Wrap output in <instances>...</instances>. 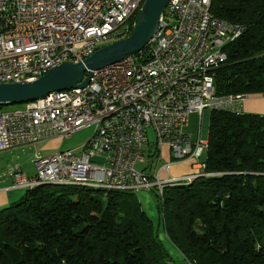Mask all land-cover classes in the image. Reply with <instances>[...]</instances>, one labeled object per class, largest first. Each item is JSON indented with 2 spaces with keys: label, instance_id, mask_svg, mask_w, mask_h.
<instances>
[{
  "label": "built area",
  "instance_id": "built-area-1",
  "mask_svg": "<svg viewBox=\"0 0 264 264\" xmlns=\"http://www.w3.org/2000/svg\"><path fill=\"white\" fill-rule=\"evenodd\" d=\"M142 0H0V83L33 81L58 65L79 62L106 42L130 34L129 24ZM212 0H169L155 36L144 49L96 71L72 95L54 92L35 103L0 108V151L70 138L94 125L91 138L60 151L29 176L10 165L15 188L39 180L101 181L129 192L158 189L171 177L173 162L202 158L207 140L186 131L189 117L209 110L240 113L247 95H217L216 70L226 61V46L244 27L228 24L211 13ZM156 142L150 144L148 129ZM167 147L172 161L154 176L136 169L147 149ZM204 171V162H199Z\"/></svg>",
  "mask_w": 264,
  "mask_h": 264
},
{
  "label": "trees",
  "instance_id": "trees-1",
  "mask_svg": "<svg viewBox=\"0 0 264 264\" xmlns=\"http://www.w3.org/2000/svg\"><path fill=\"white\" fill-rule=\"evenodd\" d=\"M211 13L244 27L217 95H264V0H212ZM207 141L204 171L157 193V225L135 192L28 189L0 209V264H178L163 232L191 264H264V115L211 110Z\"/></svg>",
  "mask_w": 264,
  "mask_h": 264
},
{
  "label": "water",
  "instance_id": "water-1",
  "mask_svg": "<svg viewBox=\"0 0 264 264\" xmlns=\"http://www.w3.org/2000/svg\"><path fill=\"white\" fill-rule=\"evenodd\" d=\"M169 0H144L130 35L79 62L62 63L33 81L0 83V106L26 104L60 90L86 86L96 71L139 53L155 36Z\"/></svg>",
  "mask_w": 264,
  "mask_h": 264
},
{
  "label": "rangeland",
  "instance_id": "rangeland-1",
  "mask_svg": "<svg viewBox=\"0 0 264 264\" xmlns=\"http://www.w3.org/2000/svg\"><path fill=\"white\" fill-rule=\"evenodd\" d=\"M117 40V39H116ZM115 41V40H114ZM106 42L101 44L100 46H105L107 44L112 43ZM26 104L18 105V108H23ZM14 106L11 107H4V109H11ZM196 115V118L194 119L193 117H189V123L195 128L193 139H201V140H207L208 139V132H209V126H210V114L211 110L206 109L203 112L201 123L199 124V115L197 113H194ZM188 124V128H189ZM95 127L94 125H89L87 127H84L77 132H75L70 138L67 139H58L56 141H59V145L57 143H49L47 144H39L37 147L35 146H22L19 148H16L14 151L15 154L12 155L10 154V150H4L0 151V180L3 181H12V178L8 176V169L10 165H20L23 170L28 171L31 175H35L36 171L33 166V159H34V154L36 149L41 150V154L44 156L56 154L57 152L60 151H65L69 149H73L83 143H85L89 138L92 137L94 133ZM199 130V132H198ZM148 135L150 139V144H153L156 142V134L154 129L151 127L148 129ZM54 141V140H53ZM167 148V147H165ZM163 149L162 155L158 156L160 158H157V156H154L151 154L149 149L146 150L145 153V161L140 162L136 165V169L139 171H143L149 176H154L156 171L163 166L165 163L166 159L164 160L162 157H167L168 152H166V149ZM18 157H14V156ZM192 159V163H199L203 160L202 158H189L186 160ZM183 160V161H186ZM170 161H172V158L170 156ZM183 161H178V162H173L172 166L170 165L169 168V175L171 177H176V178H181L182 174H186L187 171H191V162H183ZM198 171H201V169H198ZM11 183V182H10ZM66 190L69 191H76L74 187H67ZM28 191L27 188H23L22 190H17L16 194L19 196L16 200L20 201ZM102 189L100 187L93 188L94 193H99L101 192ZM157 193H160L158 189H144V190H138L135 191V196L136 198L141 202L142 206L145 208L147 211L148 215L151 217L155 225L159 223V212H158V207H157ZM108 194V193H107ZM16 201V202H17Z\"/></svg>",
  "mask_w": 264,
  "mask_h": 264
},
{
  "label": "crops",
  "instance_id": "crops-1",
  "mask_svg": "<svg viewBox=\"0 0 264 264\" xmlns=\"http://www.w3.org/2000/svg\"><path fill=\"white\" fill-rule=\"evenodd\" d=\"M241 110H242V112H245V113L264 115V95L245 97L241 102ZM191 117H193L195 119L196 115L193 113L191 115ZM189 124H190L189 128L187 126L186 131L193 137L192 134H194L195 128L191 125V123H189ZM198 132H199V130H198ZM49 143H57L59 145L60 142L54 140V141L46 142L45 144L49 145ZM41 144H44V143H41ZM17 148H19V147H17ZM163 149L161 151H159L160 156L163 153ZM165 149L167 150L166 152H168V154H167V157H162V158L164 160L166 159V161H165V163H166V162L170 161L171 153H170V150L168 148H165ZM15 150H16V148L12 149V151H10V154L14 155ZM149 151L151 152V149ZM14 157H18V156L15 155ZM157 158H160V157H157ZM183 162H191V169L192 170L189 172L187 171L186 174H182L179 177H195L198 175V173H199V171H198V169H199L198 165L199 164L198 163L193 164L192 159L186 160ZM172 164H171V166H172ZM26 173L29 176H32L28 171H26ZM22 189L23 188H15L14 183L11 180L10 181L0 180V209L10 205L13 202H16L17 201L16 199L19 197V196H17L16 192H17V190H22ZM161 238L163 240V243L168 248V250L170 251V253L172 254V256L174 257V259L177 261L178 264H191L188 260L185 259V257L180 252V250L172 243V241L169 239V237L166 235V233H164V232L161 233Z\"/></svg>",
  "mask_w": 264,
  "mask_h": 264
},
{
  "label": "bare ground",
  "instance_id": "bare-ground-1",
  "mask_svg": "<svg viewBox=\"0 0 264 264\" xmlns=\"http://www.w3.org/2000/svg\"><path fill=\"white\" fill-rule=\"evenodd\" d=\"M144 0H142L139 4H137V11H139V9L141 8V5L143 3ZM129 31H130V24H129ZM58 66V63H50L49 65V70ZM116 69V63L109 66L108 70H115ZM55 94H63V95H72L73 93V88L72 89H66V90H60V91H55ZM37 100L32 101V102H28V103H35ZM18 105H22V104H18ZM6 106H0V108H4ZM50 156L52 157H60V152H57L56 154H52V155H48V156H44L41 154V151H39V153H37L36 155V164H43L46 161H48L50 159ZM193 177L190 178H186V179H175L172 180L169 183H164V189L168 186H173V185H177L179 183H183V182H190L191 179ZM44 184H51V185H60V186H67V187H84V188H89L91 190H93V188L96 187H100L102 189L101 192H99V194L103 195V196H107V193H110L112 191H127L129 192V190H125L122 187H118V186H108L106 185L105 182H101V181H90V182H62L60 180H39L34 182V184L32 185H27L24 188L27 189H33L39 185H44Z\"/></svg>",
  "mask_w": 264,
  "mask_h": 264
}]
</instances>
